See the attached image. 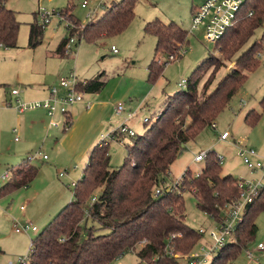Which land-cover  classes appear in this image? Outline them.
<instances>
[{
  "label": "trees",
  "instance_id": "trees-1",
  "mask_svg": "<svg viewBox=\"0 0 264 264\" xmlns=\"http://www.w3.org/2000/svg\"><path fill=\"white\" fill-rule=\"evenodd\" d=\"M7 1L0 0V44L14 49L18 47L20 23L16 12L7 9ZM138 1L112 2L100 18L90 20L82 31L76 28L69 31L70 37L81 36L95 44L102 38L122 34L136 17ZM61 14L75 26L81 24L72 7ZM259 30L260 37L249 44ZM144 32L157 40L155 57L148 66V82L155 84L170 63L168 59L162 62V56L179 57L190 43L189 32L175 21L164 23L159 19L148 22ZM43 35L44 29L32 24L29 47L40 46ZM68 41L63 39L54 54L68 57L65 53ZM216 48L219 56L211 55L202 62L188 78L185 88L167 98L164 110L144 134L132 137L121 167L113 169L110 165V142H99L92 149L82 179L74 189L73 202L32 241L28 264H114L139 248L137 255L141 263L176 264L173 255L176 252L189 254L201 239L198 230L186 222V192L195 195L201 212L218 222L222 219L225 207L239 196V180L222 175L221 162L214 151L207 153L200 176L186 173L182 185L173 188H166L165 183L187 144L217 120L245 85L248 74L259 66V56L264 51V0H246ZM228 63L234 66L211 91L217 75ZM211 69H214L212 79L202 86ZM102 76L80 82L78 91L83 94L101 92L105 87ZM261 107L264 109V98ZM259 117L251 111L245 121L254 125ZM29 162L9 169L12 176L0 189V196L28 187L35 181L39 171L29 166ZM161 188L164 191L157 196L156 191ZM97 191L98 195L94 196ZM94 197L96 201L92 202ZM262 212L264 190L247 206L244 220L232 240L210 264H237L242 251L259 232L257 219ZM95 231L100 233L95 234Z\"/></svg>",
  "mask_w": 264,
  "mask_h": 264
},
{
  "label": "rangeland",
  "instance_id": "rangeland-1",
  "mask_svg": "<svg viewBox=\"0 0 264 264\" xmlns=\"http://www.w3.org/2000/svg\"><path fill=\"white\" fill-rule=\"evenodd\" d=\"M85 1L90 3L87 9L82 8V3ZM112 1L114 0H105L109 5ZM200 3H203V0H151L150 2L149 0H139L135 11L136 17L126 31L117 36L102 38L95 44L89 43L79 36L80 39H76L72 45V52L65 58L51 57L63 39H70L68 22L61 18L60 12L72 7L75 18L81 24L75 26L72 21L70 22L76 29L82 31L84 26L90 22L88 15L90 10L96 9L97 0H8L5 3L7 9L16 12L20 31L17 48L0 47V184L6 185L2 176L8 169L18 167L24 161L29 160L30 156H33L30 159V165L38 169L39 174L28 187L0 198V248L3 251L0 255V264L18 262L28 257L32 241L60 212L55 213L62 207L58 206L59 202L61 200L73 202L74 188H71L70 184L82 179L81 175L90 155L86 154L82 160L75 161L69 151V143L72 140L69 137L65 143L58 140L67 134L62 133L65 120L59 113L54 117V120L59 124L57 129H49L51 119H48L46 128L29 131L26 136L19 129L15 134L13 130L18 128L17 122L22 115L15 109L16 100H12L13 106L8 107L12 89H19L21 93L23 91L31 96L30 93L35 94V89L39 85L42 87L44 84L55 85L61 75L67 77L71 70L76 72L80 80L87 79L86 76L99 77L103 74L101 80L105 82V87L101 93L105 97L113 92L117 96H122L121 103L125 110L134 114L127 125L135 132L136 136H142L157 119L159 113L164 110L167 98L181 90L179 84L183 80L187 81L194 70L209 56H219L216 43L206 39L204 27L192 30V7H200L202 5ZM104 8L105 6L99 8L100 11L98 16H95L96 18L102 15ZM151 10H155V20L159 19L164 23L175 21L180 24L183 29L189 32L190 42L175 61L168 63L163 75L155 84L148 82V66L155 57L157 40L144 32L145 25L148 23L146 18ZM40 11L52 14L51 21L45 27L42 44L32 49L29 47L30 26L32 24L41 25ZM172 17L178 19L175 20ZM260 35L261 30L250 40L249 44ZM112 46L118 49V54L113 52ZM161 60L162 62L166 61V56H162ZM259 62V66L248 74L249 78L245 85L235 94L228 107L214 122L217 125V130L212 126L205 128L196 140L189 142L183 149L171 168V174L166 179V188L176 186L188 168L191 169L192 174L201 171L204 162L195 163V157L200 153L210 151H214L221 158L223 176L231 175L240 181L254 185L262 179L264 172L248 168L239 155L241 148L252 149L260 157V159L254 160H259L264 165V109L261 107V101L264 98V51L259 56ZM233 66L234 64L228 63L227 68L219 72L211 91ZM60 70L62 72L57 76ZM213 71L214 69H211L207 72L202 86L206 80L212 79ZM52 80H54L53 83ZM133 80H135L136 86L127 92V88L124 89V87L130 85ZM149 88H154L153 93L148 94ZM123 92L126 93L125 96H123ZM91 95L90 93L85 94L86 97ZM251 111L260 116L254 125L245 121L246 115ZM39 112H42V109L27 111L26 116L34 113L39 114ZM121 118L116 115L113 125L122 123L123 118ZM146 118L150 119L149 124H145L144 119ZM112 132L106 130L103 135L109 137ZM225 132L230 134L226 141L220 138L221 134ZM80 135L82 139L84 135L79 128L75 139ZM132 139L134 138L129 135H125L120 141L108 138L110 165L113 169L124 164L128 155L127 145L132 143ZM43 156H47V160H44ZM66 168L69 170L70 177L68 178L66 175L61 178L58 171H64ZM161 190L164 191L163 188ZM98 193L99 191L94 196ZM184 200L186 222L190 227L198 231L200 229L211 231L218 227L216 219L198 209L196 197L192 192H186ZM22 207L24 210L21 209ZM15 223H32L38 228V232L18 234L13 229ZM257 225L259 227L258 234L254 241L242 251L237 264H249L246 259V250L256 251L258 246H264V212L259 215ZM99 233L100 231H95V234ZM212 244L209 237L204 235L197 246L195 245L194 252L198 253L203 246L210 248ZM139 249L127 253L114 264H146L141 263L137 255ZM189 254L182 255L180 252H176L173 255L176 264H185ZM216 255L210 257L208 264ZM256 257L259 260L258 263L252 264H264V252L256 254Z\"/></svg>",
  "mask_w": 264,
  "mask_h": 264
},
{
  "label": "built area",
  "instance_id": "built-area-1",
  "mask_svg": "<svg viewBox=\"0 0 264 264\" xmlns=\"http://www.w3.org/2000/svg\"><path fill=\"white\" fill-rule=\"evenodd\" d=\"M246 0H206L200 7H196L192 12V30H196L199 27H204L206 39L209 42L217 43L221 37L225 34L226 30L234 24V21L237 18V14L240 11L242 5ZM98 8L104 6V0H97ZM90 6L89 1H85L82 3V8L87 9ZM95 14L94 10H90L88 17L90 20H93V16ZM61 18L68 22V31L73 30L75 27L71 24L69 20L66 19L60 12L59 14ZM40 16L42 18L41 27L45 30V27L51 21L52 14L44 13L40 11ZM78 39L76 35L70 37L66 47L65 53L70 55L72 52V45L74 44L75 40ZM0 47L3 45L0 44ZM114 53H118V50L113 47L112 48ZM169 62H173L176 59L173 56L167 58ZM165 61V60H164ZM80 81L78 80L77 74L74 71H71L67 77L60 78L59 85L54 86L50 89V95L46 100L43 101H36V102H22L20 99L16 101L15 109L18 111L19 114H24L27 111H33L37 109H43L47 112L49 118L51 119L50 127L51 128H58L59 124L54 120L56 114H61L65 116L67 119L70 118V109L76 105L84 103L85 98L84 94L78 91V86ZM187 84L186 80H183L179 87L185 88ZM12 96L18 97L20 95L19 89H12L11 91ZM13 104L11 102L8 103V107H12ZM91 105L87 104V109H90ZM115 112L119 116H124L125 108L123 104H119L115 108ZM134 117V114L129 113L126 115L125 122L116 129L110 136L102 137L101 142L108 141V138L116 140L118 136H125L129 135L131 137H135V132L130 129L127 123ZM145 124L150 122V119H144ZM67 127L69 126V121L65 124ZM213 129H217L216 124L213 123ZM14 133H18V130L15 129ZM230 134L225 132L221 134V140H228ZM18 141V139H16ZM41 155V154H39ZM239 155L243 159L244 163L247 165L248 168L251 170H262L264 172V165L261 161L254 159H260L258 153L252 149H244L241 148ZM33 156H30V159ZM44 160L47 159V156H43ZM207 158V153H200L198 156L195 157L194 162L197 164H201ZM220 162L221 158L219 157ZM202 171V170H201ZM201 171L198 173L192 174L194 177H198L201 174ZM189 173H192L191 169L188 168L176 186L182 185L183 177ZM66 172H61L60 177L65 176ZM11 172L7 170L3 176L2 180L8 182L11 179ZM264 183V176L262 179L258 181L257 184L246 183L245 181L239 180V196L238 198L228 204L224 209V215L222 219L218 222V227L214 230L208 231L205 229H200L198 232L202 236L207 235L209 239L213 242L210 248L203 246L202 249L195 253L194 249L190 252L189 255L186 257L185 264H208L210 257L216 255L218 251L224 248L233 237V234L239 227V225L244 220L245 211L248 205L255 202L257 198L261 195ZM71 188H76L77 182H73L70 184ZM174 186V187H176ZM3 188V185L0 184V189ZM163 191L157 190L156 195L160 196ZM96 201V197L92 199V202ZM24 210V207L21 208ZM14 231L18 234L20 233H29V232H38V228L34 226L32 223H25V224H14ZM198 244V243H197ZM196 244V246H197ZM33 243L31 244L30 251L32 250ZM30 253V252H29ZM247 258L251 262H257L258 258L256 257L253 251L246 250ZM29 255L25 259H21L18 262H10L9 264H28ZM147 264V263H146Z\"/></svg>",
  "mask_w": 264,
  "mask_h": 264
},
{
  "label": "crops",
  "instance_id": "crops-1",
  "mask_svg": "<svg viewBox=\"0 0 264 264\" xmlns=\"http://www.w3.org/2000/svg\"><path fill=\"white\" fill-rule=\"evenodd\" d=\"M114 1H116V0H114ZM114 1H112V2H114ZM150 1L151 0H149V2ZM205 1L206 0H203V3ZM203 3H200V4H203ZM104 6H105V8L103 10L104 12L102 13V15L105 13V11L107 10V8L110 5L106 4V2L104 0ZM195 8H196V6H193L191 12H193V10ZM136 10H137V6H136ZM94 11H95V14L93 16V20H96V19H98V18H100L102 16L101 15L100 17H97V18L95 17L98 14V12L100 11L99 8H98V4H97V7H96V9ZM155 16H156L155 15V10H153V11L151 10L148 13V16L146 18V22H150V20H152V21L155 20ZM172 18L175 19V20L178 19V18H175V17H172ZM113 47L114 46H112V48ZM54 53L51 54L52 58H60L59 56L55 55ZM118 53H119V51H118ZM118 53H115V54H118ZM71 71H73V70H71ZM61 72H62V70H60L58 72L57 76H59V74ZM62 77H63L62 75L59 77V80L57 81V83L55 85L47 86L46 84H44V87L39 85V87L37 89H35V94L33 92L30 93L31 96H29V93L27 94V93L22 91V93H20V95L18 97L12 96L10 102L13 104V101L14 100L17 101L18 99H21L22 102H26V103L46 100L49 97V95H50V92H49L50 89L52 87H54V86L59 85L60 78H62ZM95 77L96 76H94V77H87L86 76L85 78H87V79H81V80L78 77V80L80 82H86V81H89L91 79H94ZM55 78H58V77H55ZM53 81L54 80H52L51 82L53 83ZM133 81L130 83V85H128L127 87H124V89L127 88V92H130L131 89L134 86H136L135 85L136 84L135 80H133ZM149 89L150 90H148V94L153 93L154 88H149ZM125 94L126 93L123 92V96H125ZM84 98H85L84 103L76 104L70 109V116H69L70 120H71V124H69L70 127L68 126V128H67V126L65 125L66 122L69 121V118L67 119L65 116L60 114L62 117H64V120H65L64 121V130L62 131V133H64V134L67 133V134H65L64 136H62L58 140L63 142V143H65L67 137H69L72 140L69 143L70 150L69 149L68 150L71 151L72 157H73V159L75 161H77L78 159L82 160L83 158H85L86 154H90L92 149L99 142H101L102 137L105 136V135H103V133L106 130H108V132H112V131L114 132V130H116L119 125L121 126L125 122L126 115L129 114V112L125 110V114H124L125 118L120 116V118L121 117L123 118V119L121 118L122 119V121H121L122 123H120L119 125H113V122H114V120L116 118V115H117L116 112H115V108L119 104H122L121 103L122 96H120V95L117 96V94L113 92L111 95H108L107 97H105V96H103V94L101 92H99V93H95V94H92L91 96H87V97L84 94ZM16 101L14 103L15 107H16ZM87 104L91 105L90 109H87ZM160 113H159V115H160ZM26 114H27V112H25L24 114H21L22 117L19 118V120L17 122L18 123V128H16L17 130L20 129L24 136L28 135L29 131H33V130L39 131L40 128L41 129H43V127L46 128V124L48 122V119L50 120L47 112L45 110H43V109H42V112H39V114H37V113L35 114L34 113V114H29L27 116H26ZM117 116H119V115H117ZM74 118L76 119L75 122H74ZM50 122H51V120L49 121V125H50ZM216 127H217V125H216ZM79 128L81 129V133L84 136L82 137V139H81V135L78 136L75 139V134L77 133ZM49 129L52 130V129H55V128H51L49 126ZM13 132H14V130H13ZM120 139H122V138H117L116 140L120 141ZM28 164H29V166H32V165H30V162ZM21 165H19V166H21ZM75 169H76V167H75ZM57 170H59V169H57ZM58 172H59V176H60L61 172H66L67 173L66 175L68 176V178L70 177V173H69V170H67V168L64 171L59 170ZM83 173H82V175H83ZM65 176H63V177H65ZM63 177H61V178H63ZM1 197L2 196H0V198ZM67 202L64 201V200H61L59 202L58 206H62L61 208L63 209L67 205ZM57 208H60V207H57ZM61 208L57 209V211H55V213L61 211L62 210ZM52 216H53V214H52ZM50 218H51V216H50ZM49 220H51V219H49ZM47 222H49V221H47ZM0 250H1V252H3L1 248H0ZM253 252L255 253V255L259 254L261 252H264V246H258L256 251H253ZM246 259H247L249 264L258 263V261H259L258 260L257 262H251L247 258V255H246Z\"/></svg>",
  "mask_w": 264,
  "mask_h": 264
}]
</instances>
